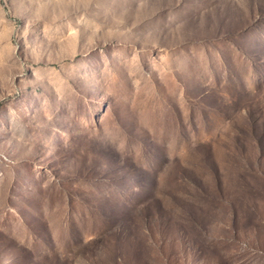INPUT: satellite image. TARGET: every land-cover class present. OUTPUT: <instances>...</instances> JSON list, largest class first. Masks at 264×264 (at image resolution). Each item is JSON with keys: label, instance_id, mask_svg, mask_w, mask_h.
Instances as JSON below:
<instances>
[{"label": "rangeland", "instance_id": "rangeland-1", "mask_svg": "<svg viewBox=\"0 0 264 264\" xmlns=\"http://www.w3.org/2000/svg\"><path fill=\"white\" fill-rule=\"evenodd\" d=\"M0 264H264V0H0Z\"/></svg>", "mask_w": 264, "mask_h": 264}]
</instances>
